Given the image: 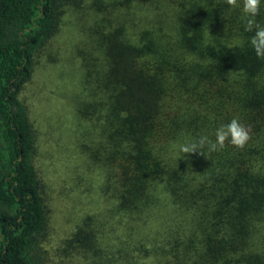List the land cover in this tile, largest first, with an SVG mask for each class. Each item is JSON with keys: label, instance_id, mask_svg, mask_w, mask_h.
Listing matches in <instances>:
<instances>
[{"label": "trees", "instance_id": "trees-1", "mask_svg": "<svg viewBox=\"0 0 264 264\" xmlns=\"http://www.w3.org/2000/svg\"><path fill=\"white\" fill-rule=\"evenodd\" d=\"M238 4L0 0V264H44V185L21 92L37 66L60 60L66 15L80 41L63 61L78 65V88L60 151L71 190L100 206L70 246L123 264L135 250L179 264H264V58ZM256 19L264 24V0ZM233 118L250 129L243 148L179 151ZM88 162L90 184L75 186Z\"/></svg>", "mask_w": 264, "mask_h": 264}, {"label": "rangeland", "instance_id": "rangeland-1", "mask_svg": "<svg viewBox=\"0 0 264 264\" xmlns=\"http://www.w3.org/2000/svg\"><path fill=\"white\" fill-rule=\"evenodd\" d=\"M88 1L85 0L87 5ZM65 19L68 25L54 39V42L59 40L61 44H57L60 47V60L55 65L47 63L37 66L32 80L21 92L22 102L26 106L28 117L36 132L37 151L33 162L38 178L44 185L43 196L47 208L46 237L42 244L45 253L44 264H123L122 261H118L117 254L110 262H107L99 256L92 258L89 255L86 256L83 251L78 253L69 243L80 219L95 213L100 206L98 204L97 207V204H93V201L86 198L85 195L71 190V185L68 184L70 181L68 174L72 164L69 161H63L62 151H60V145L66 141L68 134L65 128V118L67 122L69 120L70 125L72 121L74 124L73 108L78 88V76L75 72L78 65L72 62L71 65L65 64L63 60L70 45L80 41V36L75 35L76 26L69 24L73 18L66 15ZM65 71H69L68 79L71 83L70 87H72L66 95L68 104L62 97L64 89L62 81H64L63 77H66L64 76ZM62 73L63 75H60ZM72 136L74 139L77 137L75 131ZM75 141V145H77V140ZM68 151L69 147L64 153H68ZM76 161H82V159H76ZM82 162L85 163V161ZM86 165L87 168L84 166L81 172L78 171L79 176L75 180V186L78 181H86L85 184H90L93 167L89 162ZM159 230L154 231L156 236L159 235ZM133 246L135 249L141 248L135 244ZM140 254L138 250L131 251L129 263L179 264L178 261L158 259L160 257L152 255L140 259L138 258Z\"/></svg>", "mask_w": 264, "mask_h": 264}, {"label": "clouds", "instance_id": "clouds-1", "mask_svg": "<svg viewBox=\"0 0 264 264\" xmlns=\"http://www.w3.org/2000/svg\"><path fill=\"white\" fill-rule=\"evenodd\" d=\"M232 7H239L238 0H226ZM242 10L244 13V30L254 33L250 38V44L258 58H264V24L256 19L260 15L261 0H243ZM215 139L207 135H202L190 143L180 144L179 151L184 154L199 151L200 155L206 157L207 153H212L224 148L226 142L233 146L243 148L251 139L250 129L245 126L238 118H233L229 123L218 127L214 133Z\"/></svg>", "mask_w": 264, "mask_h": 264}]
</instances>
